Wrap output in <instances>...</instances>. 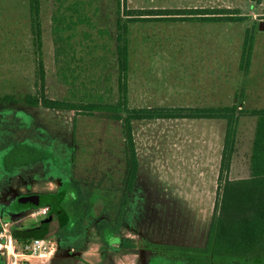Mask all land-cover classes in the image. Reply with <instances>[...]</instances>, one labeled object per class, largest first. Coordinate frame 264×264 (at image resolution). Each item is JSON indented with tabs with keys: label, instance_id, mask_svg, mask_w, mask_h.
I'll return each mask as SVG.
<instances>
[{
	"label": "rangeland",
	"instance_id": "obj_1",
	"mask_svg": "<svg viewBox=\"0 0 264 264\" xmlns=\"http://www.w3.org/2000/svg\"><path fill=\"white\" fill-rule=\"evenodd\" d=\"M84 1L0 0V200L26 188H55L61 178L89 185L92 177L102 182L105 176L108 193L120 203L118 185L126 179L131 187L136 156L139 185L127 216L124 212L128 224L123 217L118 231L128 237V246L106 245L97 231L99 221L92 218L90 233L76 251L82 250L93 264H146L159 252L153 241L203 248L216 211L226 121L132 119L129 132L127 115L146 106L264 107V0ZM161 7L227 8L244 19L159 20L125 14V9ZM119 17L128 27L126 98L119 92ZM35 21L40 23L41 48ZM247 35L254 36V46L245 71L241 56ZM95 93H101V100H123V111L78 106L96 100ZM44 97L74 108L48 107ZM255 124V116L240 119L230 178L249 175ZM22 143L38 158L10 162L8 151ZM137 210L140 215H133ZM121 211L123 205L106 209L111 228ZM32 221L29 210L12 218L0 210V264H50L59 255L55 234L46 236L50 249L35 252L11 236L14 225ZM165 249L174 259L185 255L175 245ZM63 250L77 260L74 250Z\"/></svg>",
	"mask_w": 264,
	"mask_h": 264
},
{
	"label": "trees",
	"instance_id": "obj_2",
	"mask_svg": "<svg viewBox=\"0 0 264 264\" xmlns=\"http://www.w3.org/2000/svg\"><path fill=\"white\" fill-rule=\"evenodd\" d=\"M37 1V0H35ZM261 3L262 0H254ZM78 5L85 4L84 0H76ZM36 12L37 4H34ZM125 8H127L125 6ZM235 12L227 8H185V7H161L140 9H125V14L136 16L137 14L159 18V20H203V21H237L244 19L242 15H233ZM236 14V13H235ZM117 33V61L119 71V92L126 98L127 78L129 70V45L128 27L118 18ZM39 48L42 45L40 23L33 24ZM254 36H246L241 66L248 71L250 67ZM40 75L44 79V64L39 63ZM96 100L86 103L80 102L78 106L91 110H106L109 112L123 111V100L117 102L101 100V93L93 94ZM48 107L74 108L65 101L42 99ZM244 115L256 117L255 132L252 142L249 175L241 178H230L228 171L231 167L235 152L236 139L240 119ZM217 118L226 121L223 139V147L219 166V187L215 201V215L212 219L208 240L203 248H183L185 255L181 259L159 264H264V107L245 109L237 105L206 106V107H175V106H146L131 109L127 115V127L131 132L132 119L144 118ZM24 143L19 144L8 152L7 156L12 163H21L38 158L36 151L25 148ZM12 158V159H11ZM134 172L137 170L138 161L134 157ZM134 177V173H133ZM20 233L13 231L17 239ZM44 234H36L35 237H43Z\"/></svg>",
	"mask_w": 264,
	"mask_h": 264
},
{
	"label": "flooded vegetation",
	"instance_id": "obj_3",
	"mask_svg": "<svg viewBox=\"0 0 264 264\" xmlns=\"http://www.w3.org/2000/svg\"><path fill=\"white\" fill-rule=\"evenodd\" d=\"M17 147L18 145L16 147H12L9 151L13 153V150ZM12 161L13 159L11 162ZM133 173L134 177L133 174L132 177L134 179L131 187L128 188V182L126 179L121 185H118L120 195L123 197V202L120 203H116V201L113 200L108 193L106 188L107 184L104 180L105 176L102 178V182H99L96 180V178L92 177L93 183H90L89 185L87 182L83 183L81 181H75L69 178H61L55 188L50 186H42L40 188L31 187L26 188V190L20 193L9 195L4 200H0V210L3 212L4 217L9 218L21 215V213L24 211H30L31 218H33V223L30 225H14L11 229L12 237H14V230L20 233V235L17 236V239L15 240L22 244L28 243L32 238L35 237L36 234L41 233L44 234V236L55 234L58 237L59 241L57 242L55 249L58 250L59 248H62V250L59 251V255L50 260V264H93L92 261L83 257L82 250L76 251V248L80 249L81 246H83L84 241L90 233L88 230V223L92 218L96 219V221H99L97 231L107 243L106 245L128 246V237L122 238L121 235L118 234V231L120 221L123 217L125 220V216H127V207L129 206V201H135L133 194L137 189V185H139V181L137 183V170ZM134 182L136 184L135 187ZM45 205L49 207L45 214H34L37 209ZM111 205L112 207L119 209H122L123 205L125 210L123 212L121 211V213H118L116 216V223H119V225H116L115 223L112 225L114 226L113 228H111L110 223L106 222L105 219V211ZM133 209L135 210V208ZM124 212H126L125 216ZM132 214H136V216L140 215L138 210L137 212L134 211ZM125 221V225H127V218ZM116 230L117 232L113 233V231ZM152 244H155L154 248L159 250V252L155 250V252H153V254L147 260L146 264H157L156 260L160 261L161 263H168L175 259H181L180 257L175 259L171 258L166 253L167 251L165 248L170 247V245H175V247H178L181 252L185 251L182 249L186 247L197 248L195 245L183 244L182 242L176 240L167 242L153 241ZM63 249H66L67 251L74 250L73 253L75 256H77L75 257L77 260H72V258L66 257ZM104 259L106 260V257H104Z\"/></svg>",
	"mask_w": 264,
	"mask_h": 264
},
{
	"label": "built area",
	"instance_id": "obj_4",
	"mask_svg": "<svg viewBox=\"0 0 264 264\" xmlns=\"http://www.w3.org/2000/svg\"><path fill=\"white\" fill-rule=\"evenodd\" d=\"M48 206H43L37 209V211L34 212V214L42 215L45 214L48 211ZM51 241L46 238V236L43 237H34L32 238L28 243H26L27 249H32L35 251H42L43 249H50L51 246L48 245ZM30 255V254H29Z\"/></svg>",
	"mask_w": 264,
	"mask_h": 264
},
{
	"label": "bare ground",
	"instance_id": "obj_5",
	"mask_svg": "<svg viewBox=\"0 0 264 264\" xmlns=\"http://www.w3.org/2000/svg\"><path fill=\"white\" fill-rule=\"evenodd\" d=\"M8 245H10V244H8ZM27 256H30V255L28 254ZM26 259L28 260L29 258H28V257H26Z\"/></svg>",
	"mask_w": 264,
	"mask_h": 264
},
{
	"label": "water",
	"instance_id": "obj_6",
	"mask_svg": "<svg viewBox=\"0 0 264 264\" xmlns=\"http://www.w3.org/2000/svg\"><path fill=\"white\" fill-rule=\"evenodd\" d=\"M45 203V202H44ZM44 203H42V204H44Z\"/></svg>",
	"mask_w": 264,
	"mask_h": 264
},
{
	"label": "crops",
	"instance_id": "obj_7",
	"mask_svg": "<svg viewBox=\"0 0 264 264\" xmlns=\"http://www.w3.org/2000/svg\"><path fill=\"white\" fill-rule=\"evenodd\" d=\"M27 261V260H26ZM26 263V262H25Z\"/></svg>",
	"mask_w": 264,
	"mask_h": 264
}]
</instances>
